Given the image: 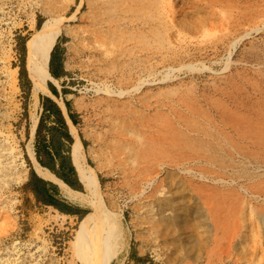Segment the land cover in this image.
Masks as SVG:
<instances>
[{
    "label": "rangeland",
    "instance_id": "obj_1",
    "mask_svg": "<svg viewBox=\"0 0 264 264\" xmlns=\"http://www.w3.org/2000/svg\"><path fill=\"white\" fill-rule=\"evenodd\" d=\"M153 1L143 0L144 8L133 4L141 15L126 13L119 39L121 30L108 33L117 57L94 66L78 50L85 0H0V144L8 160L0 171V200L9 215L0 223V264L12 258L16 264H86L78 254L94 247L91 230L99 238L106 234L105 217L116 220L110 264H264V0H225L221 7L207 0H163V23L150 18ZM46 18L62 26L54 45L65 70L46 86L55 84L61 94L66 88L65 98L78 113L84 161L96 178L94 210L84 185L72 200L84 214L89 211V224L81 220L84 214L37 203L23 188L37 166L28 153L40 96L50 95L32 85L25 43ZM19 36L26 37L22 45ZM124 48L130 52L119 55ZM21 61L28 90L21 85ZM14 67L11 83L6 72ZM111 122L131 133L147 130L159 136L154 151L166 149L164 202L175 216L164 222L157 243L146 227L145 201L131 190L132 177L108 156L103 137ZM201 172L215 180L202 179ZM207 206L217 214L218 241L205 253L191 224L206 222L214 233ZM223 225L227 235L219 233ZM170 241L174 247L166 250Z\"/></svg>",
    "mask_w": 264,
    "mask_h": 264
},
{
    "label": "bare ground",
    "instance_id": "obj_2",
    "mask_svg": "<svg viewBox=\"0 0 264 264\" xmlns=\"http://www.w3.org/2000/svg\"><path fill=\"white\" fill-rule=\"evenodd\" d=\"M139 1L140 0H130V3H128L127 0H85L87 10L86 11L84 10L85 13L83 15H85L86 23L83 26V28L79 30L77 34L78 41L81 45L80 48L78 49L80 54L82 53V55H86L88 60L94 63V64L92 63L94 66H97L103 62H107L111 58L110 56L112 55L111 50L109 48L111 41L110 39H108L109 37L108 33L113 32V35H116V32L118 30H121V34L117 36L118 39L121 37L122 32H123L122 31L123 27L121 26L127 20L126 13L130 12L131 14H134V13L140 14L139 9L135 8L133 4H136L137 6L140 5L142 6V8H144V6L147 7L148 5L146 3L143 4L142 3L143 0H141V3L139 4ZM207 1L210 3L212 7L225 6L224 5L225 0H207ZM228 1L231 2L230 0ZM162 3H163V0H154L153 5L155 7V10H154L155 12H152V14H150L151 19H153L154 17L160 23L164 22V16H163V12L161 11V7L160 6L158 7V4H161L162 6ZM82 6L83 5L80 4L79 7L81 8ZM128 20L131 21V18H128ZM61 29H62V26L58 25L56 21H54L51 18H46L42 22L41 26L36 30V32L26 40L25 45H26V51H27V56H28L29 77L32 81V85L34 88L43 89L49 92L46 86L47 80L49 78H52V75L50 74L49 68H48L49 57H50V52L54 46V43L58 35L61 32ZM133 33L134 32H130V34H133ZM139 37H141L140 34H139ZM141 39H143V37H141ZM129 52H130L129 48H124V50H121L119 52V55L128 54ZM112 57L114 59L115 57H117V55H114V56L112 55ZM16 72H17V69L15 67L12 68L10 71L6 72V76L11 83H15ZM221 117L224 120V119H227V117L229 116H227L226 114H222ZM121 121L123 120L121 119ZM35 125H36V121L35 123H33V128L31 132L32 135L34 132ZM109 125L110 126L106 130H104L105 132H104V137H103V140L105 141V148L106 147L110 148V150H108V156L110 159H114L119 163V166H121V170H122L121 172L124 173L126 177H132L133 183L131 186V190L134 193L136 192L140 194L145 201V206L143 208V211L145 213L144 219H145V222L147 223L146 227H147V230L153 235L157 243L159 242L158 233L160 232L161 227L164 225V222L167 219H170L175 216L173 214V209L170 206L166 205L164 202V193H163L164 185H163V177L161 175H162V170L165 169V166L168 164L166 161V154H165L166 149L163 147V148H160L161 149L160 152H158L157 150L155 152L154 151L155 144L160 142L159 136L155 134L154 136L153 134L149 133L147 130L146 131L141 130L140 132L135 130V132L131 133V132H128L127 130H124L120 126H116L115 122H111V124ZM233 128L236 129L235 127ZM70 129H71L70 131L72 132L73 136L77 140L80 152L83 154V147L81 146L79 139L76 136L71 124H70ZM157 133L158 135H161L159 134V130ZM253 143H254L253 145H257L258 142L257 140H254ZM4 150H5V147L2 144H0V171L4 170V168L7 166V163H8V160H6V156H4V152H3ZM131 150L135 151L134 156L130 154ZM28 154H30V157L32 158V160L37 164V166H35V170L41 177L52 180L56 182L58 185H60L63 192L65 193L64 194L65 197L68 198L69 200H78V196L82 194L80 191L73 190L72 188L67 186L63 181L56 178L54 174L49 172V170L42 168V166H40L38 164V161L35 159V156L32 150H30V153ZM127 160H130V164L128 166L126 164ZM140 168H141L140 170L141 174H138L137 170ZM200 175L202 179L209 178L210 180H215V176L211 175L210 177H207V175L203 174L202 172ZM83 177L85 179V190L87 192V201L90 205L89 208L94 210V206L96 205L95 200L97 198L96 185L85 163L83 164ZM195 190L197 192L198 187H196ZM0 196H2V194ZM97 201H98V198H97ZM225 202H227V200L224 201V203ZM102 205L103 204L99 206H102ZM207 207H208L207 217L205 219H211L213 221L212 228L215 234L214 233L212 234L211 229H209V226H208L209 224L207 225L206 222L194 221L191 224L193 225V227L191 226V228H193V230L196 231L197 237L203 249L205 250V253L206 251L207 252L212 251L213 248L217 246L216 244L218 241L217 231H216L218 230L216 229L218 227L217 226L218 222L216 218L217 214H215L214 210L211 209L210 206H207ZM7 208L8 206L5 204V202L0 200V223L5 221L9 217ZM111 214H114V213H111ZM105 215H106V212H105ZM105 219L107 223L106 234L105 235L103 234V236L99 238V236L97 237L98 235L97 232H96L97 235L95 236L94 235L95 232H92V230L90 229L91 238H92L94 247L91 248L88 252L83 250V251H80L78 254L79 258H82L83 260H85L86 264H110L113 257L115 256L114 230L116 226L115 225L116 220L113 217H107V218L105 217ZM102 223L104 224V221ZM94 226H92L91 228H93ZM220 231L221 232L219 233H223V235H225L226 233L228 234L227 228L224 225L220 229ZM233 231H231L230 234ZM237 231H240L239 228ZM237 231L235 230V233ZM226 237L227 236H225V238ZM231 237L232 236H230V238ZM76 240H77L78 246L80 247L84 246L85 237L83 235L79 234ZM221 245L223 246V244ZM164 247L167 250V249H172L174 245L172 241H170V243L167 242ZM226 247L227 248L230 247V242L227 241ZM217 249L219 248L217 247ZM188 261L189 260L185 259L184 260V262H186L185 264H187ZM8 264H16V259L12 258V260L8 261Z\"/></svg>",
    "mask_w": 264,
    "mask_h": 264
},
{
    "label": "trees",
    "instance_id": "obj_3",
    "mask_svg": "<svg viewBox=\"0 0 264 264\" xmlns=\"http://www.w3.org/2000/svg\"><path fill=\"white\" fill-rule=\"evenodd\" d=\"M18 39L22 45L26 37L19 36ZM22 47L23 46L20 48L21 51L23 50ZM26 67L28 68L27 62ZM48 68L50 74L57 79H61L65 74L61 50L58 49L56 44L50 52ZM19 76L21 81H24V83H21L22 87H26L28 90L31 83L26 76L23 61L19 64ZM23 84H25V86ZM48 88L55 95H58V91L53 84L49 83ZM61 91L64 96V103L68 116L73 123H76V113L73 110L71 101L65 98L67 90L63 87ZM40 107L41 113L33 139V151L36 160L42 167L48 169L72 189L83 191L82 184L78 180L75 168L71 163L69 141L72 139L68 133L65 118L60 107L54 99L47 95L40 96ZM23 188L32 193L37 203L45 206H52L61 213L82 217L85 212L82 206L63 196L56 183L41 177L33 168H30ZM90 221L92 222L91 219L87 221L88 224ZM91 224L93 223H90V225Z\"/></svg>",
    "mask_w": 264,
    "mask_h": 264
},
{
    "label": "crops",
    "instance_id": "obj_4",
    "mask_svg": "<svg viewBox=\"0 0 264 264\" xmlns=\"http://www.w3.org/2000/svg\"><path fill=\"white\" fill-rule=\"evenodd\" d=\"M52 75V74H51ZM52 78L53 79H57L56 77H54L53 75H52ZM58 80V79H57ZM54 86H55V84H53ZM56 87V86H55ZM47 88H48V86H47ZM56 89H57V87H56ZM48 90H49V88H48ZM57 91H58V89H57ZM50 95H47V96H50L52 99H54V101H56V103L58 104V106L60 107V109H61V111H62V114H63V116H64V118H65V122H66V125H67V129H68V133H69V135H70V137H71V141H69V155H70V159H71V163H72V165L74 166V168H75V171H76V174H77V177H78V180L81 182V184L82 185H84V187H85V179H84V177H83V164L85 163V161H84V147H83V145H82V140H81V138H80V136H79V133H78V131H77V128H76V124L78 123V113H77V111L74 109V107H73V110H74V112L76 113V120H77V122L76 123H73L72 122V120L70 119V117L68 116V113H67V109H66V106H65V103H64V98H63V95L61 94V92H59L58 91V95H55L53 92H51L50 90H49V92H48ZM60 99H61V101H60ZM67 99V98H66ZM40 113H41V107H40V111H39V115H40ZM39 115H38V117L36 116V125H37V122H38V119H39ZM72 125V128H73V130H74V132H75V134H76V136L78 137V139H79V142H80V144H81V146L83 147V154L80 152V150H79V146H78V143H77V140L75 139V137L73 136V134H72V132L70 131L71 129H70V124ZM36 125H35V128H36ZM35 128H34V132H33V135H32V151H33V139H34V133H35ZM33 153H34V151H33ZM35 156V155H34ZM36 159V158H35ZM39 164V163H38ZM86 164V163H85ZM40 165V164H39ZM41 166V165H40ZM86 166H87V168L89 169V171H90V173H91V175H92V178H93V180H94V182L96 183V178H95V176H94V174H93V171H92V168H91V166L90 165H88V164H86ZM33 168V167H32ZM42 168H45V167H42ZM34 169V171L36 172V170H35V168H33ZM46 169V168H45ZM48 170V169H47ZM50 172V171H49ZM37 173V172H36ZM38 174V173H37ZM53 174V173H52ZM39 175V174H38ZM55 176V175H54ZM56 177V176H55ZM57 178V177H56ZM49 180V179H48ZM52 181V180H51ZM54 182V181H53ZM54 183H56V182H54ZM57 184V183H56ZM57 186L59 187V185L57 184ZM68 186V185H67ZM71 188V187H70ZM59 190H60V188H59ZM73 190H75V189H73ZM78 191V190H77ZM31 193V192H30ZM60 193H61V191H60ZM32 194V193H31ZM62 194V193H61ZM63 195V194H62ZM33 196V195H32ZM63 196H65V195H63ZM89 210H90V208H89ZM90 213H89V211L87 212V213H85L84 214V216L81 218V220H89L90 219Z\"/></svg>",
    "mask_w": 264,
    "mask_h": 264
}]
</instances>
